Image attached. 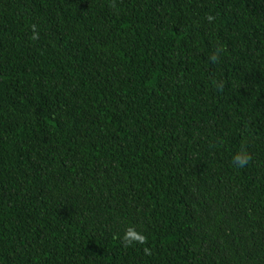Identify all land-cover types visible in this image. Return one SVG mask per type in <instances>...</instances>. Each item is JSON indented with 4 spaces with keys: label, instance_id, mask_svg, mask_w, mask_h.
Returning <instances> with one entry per match:
<instances>
[{
    "label": "trees",
    "instance_id": "obj_1",
    "mask_svg": "<svg viewBox=\"0 0 264 264\" xmlns=\"http://www.w3.org/2000/svg\"><path fill=\"white\" fill-rule=\"evenodd\" d=\"M0 264H264V0H0Z\"/></svg>",
    "mask_w": 264,
    "mask_h": 264
},
{
    "label": "clouds",
    "instance_id": "obj_2",
    "mask_svg": "<svg viewBox=\"0 0 264 264\" xmlns=\"http://www.w3.org/2000/svg\"><path fill=\"white\" fill-rule=\"evenodd\" d=\"M244 161H241V166H243ZM145 238H141V241L143 242ZM124 240L126 243H131V241L128 239L127 234L124 236Z\"/></svg>",
    "mask_w": 264,
    "mask_h": 264
}]
</instances>
